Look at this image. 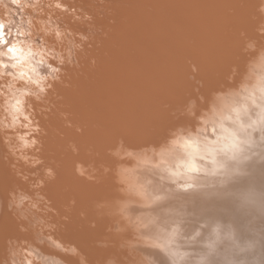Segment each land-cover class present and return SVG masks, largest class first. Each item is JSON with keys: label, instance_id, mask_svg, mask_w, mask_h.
Returning a JSON list of instances; mask_svg holds the SVG:
<instances>
[{"label": "bare ground", "instance_id": "bare-ground-1", "mask_svg": "<svg viewBox=\"0 0 264 264\" xmlns=\"http://www.w3.org/2000/svg\"><path fill=\"white\" fill-rule=\"evenodd\" d=\"M0 25V264H257L264 0H0Z\"/></svg>", "mask_w": 264, "mask_h": 264}, {"label": "rangeland", "instance_id": "rangeland-1", "mask_svg": "<svg viewBox=\"0 0 264 264\" xmlns=\"http://www.w3.org/2000/svg\"><path fill=\"white\" fill-rule=\"evenodd\" d=\"M255 224L257 225L253 228L252 231H250L248 234V237H254L257 236L261 240V245L255 246V248L246 249V253L249 254L250 261L256 262L257 264H263L264 263V217H261L255 221ZM262 233V234H260ZM240 258V256H238Z\"/></svg>", "mask_w": 264, "mask_h": 264}, {"label": "snow or ice", "instance_id": "snow-or-ice-1", "mask_svg": "<svg viewBox=\"0 0 264 264\" xmlns=\"http://www.w3.org/2000/svg\"><path fill=\"white\" fill-rule=\"evenodd\" d=\"M2 30H3V25H0V43L7 44L8 41L4 40V37L2 35ZM7 51H8V53L15 54L16 49L14 46H10V47H8Z\"/></svg>", "mask_w": 264, "mask_h": 264}, {"label": "clouds", "instance_id": "clouds-1", "mask_svg": "<svg viewBox=\"0 0 264 264\" xmlns=\"http://www.w3.org/2000/svg\"><path fill=\"white\" fill-rule=\"evenodd\" d=\"M19 103H20V102L17 101L16 104L12 106L13 109H14V111H20V109H19V107H18ZM22 114H23V113L21 112V115H22ZM25 119H27L26 116H25ZM13 121H14V123H15V122H18V121L16 120V117H15V116H13ZM25 127H27V125H25ZM21 139L23 140V137H21Z\"/></svg>", "mask_w": 264, "mask_h": 264}]
</instances>
